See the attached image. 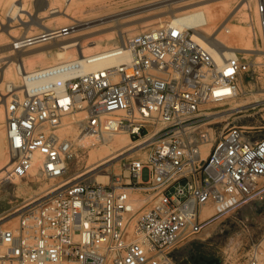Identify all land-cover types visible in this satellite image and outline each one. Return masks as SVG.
Listing matches in <instances>:
<instances>
[{
    "label": "built area",
    "instance_id": "built-area-1",
    "mask_svg": "<svg viewBox=\"0 0 264 264\" xmlns=\"http://www.w3.org/2000/svg\"><path fill=\"white\" fill-rule=\"evenodd\" d=\"M50 1H33L30 16L58 13ZM23 8L12 4L13 22ZM257 14L264 53V0ZM78 24L25 34L13 51L66 38ZM195 32L173 19L69 61L29 71L16 62L20 83L0 89L5 178L58 184L2 217L18 214L0 225V264H173L174 250L210 222L264 195L263 131L219 121L258 64ZM121 132L133 151L106 185L68 177L86 137ZM261 257L255 245L235 264Z\"/></svg>",
    "mask_w": 264,
    "mask_h": 264
},
{
    "label": "rangeland",
    "instance_id": "rangeland-1",
    "mask_svg": "<svg viewBox=\"0 0 264 264\" xmlns=\"http://www.w3.org/2000/svg\"><path fill=\"white\" fill-rule=\"evenodd\" d=\"M33 1L35 0H29L27 3L32 6ZM164 1L166 0H74L70 7L64 4L63 7L64 9L69 7L68 9H71L75 15L78 14V17L82 16L81 18L77 17V19H79V24H84V22L87 21L97 20L98 16H104V14L109 12L128 11L129 9L149 5L145 10H142L149 11L148 13L151 14L162 15L165 17L164 24L166 21L170 20L169 11L172 8V6L167 5ZM257 2L258 0H208L203 3L195 4L188 8V10H205L207 17L210 19V26L208 25L207 27L201 28L204 29L207 34L212 31H217L211 37L213 40L217 37V40L215 39L216 42L221 40L225 43L224 45L235 49H246L251 47L255 49V51L244 52L251 54L250 57L258 64L257 73L255 74L256 77L251 83L246 81L241 84L240 96L223 107L224 111L219 114V121L224 122V124L255 125L263 131L264 136V53H262L259 41L256 40L260 37L261 33L257 14ZM245 3L246 6L243 8L242 6ZM53 4L60 6V1L56 0ZM247 12L249 13V25L245 18H243V14ZM34 14L38 17L43 16L42 14H38V11H35ZM45 15L48 17L43 18V23H50V29L66 26L72 21V19H63L65 22L60 26H57L56 23L59 19H53L57 15H49V13ZM251 16L253 18L252 25H250ZM0 18V21H2V25H0V34H2V26L8 27L10 22H7V19L3 14L0 15ZM25 19L29 20L30 18L28 19V17H25ZM98 24L99 22H94L90 24V26H80L76 28L75 32L66 38H60L51 43L29 48L22 52H14L13 42L15 39L25 34L33 35L39 33L41 30L32 27L33 29L25 31L26 29L21 28V26L23 27L24 25H20L18 22L13 23V28L16 30L12 32V39L10 38L6 42L0 43V85L3 83V87L0 89L4 90V86L9 84L8 80L3 79L2 73L7 68L15 71L16 66L14 64L11 65V62L16 63L19 58L23 56L26 57L27 64L35 63L33 68L27 69L29 71L37 67H44L42 63L53 60L52 56L54 57L59 45L71 39L80 42V45H86L89 41H92L94 44L97 43L99 50H104L117 45L122 39H127L128 37L138 35L150 29L142 28L140 22L134 21L129 23V25H126V27L129 28V35H127L126 33H122L120 29H113V27H111L113 25L111 24ZM161 25L154 24L152 27ZM251 26L255 28L256 35H254ZM112 32H114V35H112ZM208 35L211 36L210 34ZM255 36L257 38H255ZM38 51H44L45 54L34 55ZM46 51L51 57L46 56ZM126 134L127 133L124 132L118 133L115 135V139H120L121 136H125ZM3 138L6 151L4 134ZM115 139L107 143H104L103 139H101L102 141L96 140L95 145H88L85 152H75L69 163L68 177H74L75 179H88L95 183H101L100 175H107L109 181L110 176L123 170L124 165L129 161L128 156L133 150L128 151L118 158L94 169V167L102 164L113 155H118L119 152L122 151L116 146ZM129 145L132 147L131 142ZM100 160L101 162H99ZM7 162L9 163V161ZM8 163L7 166L6 162L1 163L0 167V225H8L15 221L16 216L18 215L17 213L12 214L4 220L1 219L8 213L16 211V209L22 207L25 203L40 196L43 192L58 184V180L46 179L35 174L27 179H7L5 178L4 172L10 165V163ZM219 224V234L216 232L217 224L213 221L203 230L202 233L193 238L192 241L181 244L179 248L187 247L190 252L194 249V252H191L192 255H195L194 259L203 256L209 259L212 258L217 264H219V259H221L220 264H235L238 260L245 259L252 247L260 245L262 264H264V195L257 200L244 205L235 212L229 213L220 218ZM226 256H229L230 260L227 261ZM190 259L192 260L193 258L191 257Z\"/></svg>",
    "mask_w": 264,
    "mask_h": 264
},
{
    "label": "bare ground",
    "instance_id": "bare-ground-1",
    "mask_svg": "<svg viewBox=\"0 0 264 264\" xmlns=\"http://www.w3.org/2000/svg\"><path fill=\"white\" fill-rule=\"evenodd\" d=\"M16 1H20V0H0V15L3 14L7 18V22L8 23L10 22V25L8 27L2 26V28H1L2 34H0V43L6 42L11 37H13L12 32L16 30L13 28L14 27L13 23H15V22H13V19L11 18L10 13H9L12 4ZM28 1L29 0H24V8H23V10H21V14L17 15L18 23H20V25H24L23 27H24V29H26L25 31H29L30 29H33L32 27H36L40 30L48 32L50 29V23H48V24L43 23V18L48 17L45 15V14H47V12L41 13L43 15L42 17L35 16V14L33 16H30L29 12L31 13L33 10H32V6L27 3ZM59 1H60V6L53 4V2H56V0L50 1L52 6L58 7V9H59L58 13L55 14L57 16L53 18V19H59L56 23L57 26H60L61 24H63L65 22L63 19H69V20L72 19V20L78 21L79 20V19H77L78 14L75 15V13L73 11H71V9L70 10L68 9L73 4L74 0H59ZM205 1H208V0H166V1H164V3H167V5H169V6H172L171 10L169 11L170 20L176 19V20H179L184 26L194 28L196 30L195 35L200 39H202V37H206L208 39V41L212 42L214 45H219V44L224 45L225 43L222 42L221 40L219 42L215 41V39L217 40V37L214 40H213V38H211L215 34V32H217V31H214V32L212 31V32L208 33L211 35V36H209L204 31V29L201 28V27H207L208 25L210 26V19L207 17V15H206L207 13L205 12V10L204 11L201 9L188 10V8H190L191 6H193L195 4L203 3ZM64 3H66L69 6L67 8L68 10L66 8L64 9V7H63ZM248 4H249V1H248ZM245 6H246V3L242 7L244 8ZM147 7H149V5L148 6L145 5V7L142 6L140 8L129 9L128 11L109 12V13L104 14V16L103 15L98 16L97 20H93V21H89V22L87 21V22H84V24L80 23L78 27L85 26V25L90 26V24H92L94 22H99L98 25L111 24V25H113V26H111V27H113V29H115V28L120 29L122 31V33H124V34L126 33L127 35H129V33H128L129 28H127L126 25L127 24L129 25V23H132L134 21L140 22L142 25L141 26L142 28H154V27H152L154 24H159V25L163 24L165 17H163L162 15L151 14V13H148L149 11H143L142 10V9L145 10V8H147ZM140 10H142L143 12ZM182 10H186V11H182ZM179 11H182V12H179ZM25 15H28L30 19L28 18L29 20H26ZM81 17H78V18H81ZM243 18H245L246 22L249 25V22H248L249 13L248 12L243 14ZM250 18H251L250 19V25H252L253 18H252V16ZM0 25H2V21H0ZM251 27H252V31H254L253 26H251ZM92 35H93V33H92ZM112 35H114V32H112ZM86 36H87V34H86ZM81 37H82V35H81ZM93 44H94V42L89 41L88 44H86V45H80V42L74 41V39H71L67 42H63L59 45L58 50L55 53L54 57L52 56L53 60H51L49 62L42 63V64L45 67V66L56 64L58 62L69 61L72 59H76L78 57H82V54L87 55V54H91V52L94 53L97 50L100 51L99 46H97V43L94 45ZM225 47L226 48H232V47H229L227 45H225ZM242 50L243 51H255V49L252 47L242 49ZM69 51H71V52H69ZM46 53H47V51H46ZM41 54H45V52L44 51H38L34 55H41ZM46 56L51 57V56H49L48 53ZM18 62L21 64L24 63L26 70L28 68H33L35 66V63L27 64L26 63V57H24V56L19 58ZM12 64H14L15 66L17 65V63L15 64V62H11V65ZM15 71L7 68L2 73L3 79L8 80V83L18 84L20 82V75L17 72V69ZM2 87H3V83L0 85V88H2ZM221 113H223V112H220L219 114H221ZM4 120H5V118H4L3 106L0 104V167H1V163L6 162V166L8 163L7 162L8 157L6 155L5 147H4V143H3L4 142L3 141L4 132L2 129L4 126ZM114 139H115V135L105 136L103 139L104 140L103 142L107 143V142L112 141ZM96 140L102 141L99 138H95V137H86L84 139L86 145L91 144L93 146L95 145ZM112 144H113V142H112ZM115 144L122 151H120L118 155H116V156L113 155L108 160H105V162H103L102 164L98 165L99 164L98 163L97 164L98 166L94 167V169L112 161L113 159L118 158L119 156L127 153L128 151H131V149L133 148L129 145L130 144V138L127 134L125 136H121L120 139H118V138L115 139ZM99 162H101V160ZM94 165H96V164H94ZM6 166H4V167H6ZM99 177L101 179L100 182L102 184L106 185L108 183V176L107 175H100Z\"/></svg>",
    "mask_w": 264,
    "mask_h": 264
},
{
    "label": "crops",
    "instance_id": "crops-1",
    "mask_svg": "<svg viewBox=\"0 0 264 264\" xmlns=\"http://www.w3.org/2000/svg\"><path fill=\"white\" fill-rule=\"evenodd\" d=\"M249 204V203H248ZM258 204V203H257ZM243 207V206H242ZM241 207V208H242ZM240 209V208H239ZM225 216V215H224ZM224 216H222V217H224ZM222 217H219L218 219H216V220H214L215 221V223L217 224L216 225V229H217V234H219V226H220V224H219V219L220 218H222ZM213 222V221H212ZM212 222H210V223H212ZM209 223V224H210ZM208 224V225H209ZM207 225V226H208ZM206 226V227H207ZM205 227V228H206ZM204 228V229H205ZM187 247H184V248H179L178 247V249L175 251L174 250V252L172 253V257H173V264H203L202 263V260H204V259H208V260H210L209 258H205V257H203V256H199L197 259L195 258L194 259V256L195 255H192L191 254V252H194V249L190 252V250H189V248H187ZM193 258L192 260L190 259V258ZM212 259V258H211ZM196 260L198 261V262H196ZM226 260L228 261V260H230L229 259V256H226ZM192 261V262H191ZM217 261H218V259H217ZM220 262H221V259H219V264H220Z\"/></svg>",
    "mask_w": 264,
    "mask_h": 264
},
{
    "label": "flooded vegetation",
    "instance_id": "flooded-vegetation-1",
    "mask_svg": "<svg viewBox=\"0 0 264 264\" xmlns=\"http://www.w3.org/2000/svg\"><path fill=\"white\" fill-rule=\"evenodd\" d=\"M196 262H198V261L196 260ZM202 263L203 264H217V262L213 261V259H210V260L204 259V260H202Z\"/></svg>",
    "mask_w": 264,
    "mask_h": 264
}]
</instances>
